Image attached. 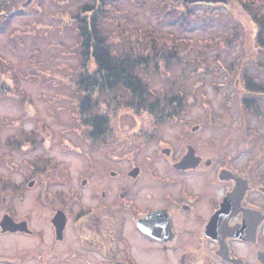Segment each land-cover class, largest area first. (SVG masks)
<instances>
[{"label": "flooded vegetation", "instance_id": "1", "mask_svg": "<svg viewBox=\"0 0 264 264\" xmlns=\"http://www.w3.org/2000/svg\"><path fill=\"white\" fill-rule=\"evenodd\" d=\"M241 1L264 16V0ZM255 83L242 80L236 119L182 109L111 139L78 184L13 186L8 199L1 188L0 264H264L262 111L245 97L264 95Z\"/></svg>", "mask_w": 264, "mask_h": 264}, {"label": "rangeland", "instance_id": "2", "mask_svg": "<svg viewBox=\"0 0 264 264\" xmlns=\"http://www.w3.org/2000/svg\"><path fill=\"white\" fill-rule=\"evenodd\" d=\"M8 1H4L7 5L0 18L1 23L13 13L0 33V193L7 188L6 199L13 186L78 184L84 165L106 156L111 139L138 130L143 122L177 120L170 112L179 106L175 102L182 103L178 111L187 109V117L197 114L205 119L211 110L228 122L229 115L234 119L239 115L242 80L251 78L264 86V47L256 40L253 12L244 13L241 0H234L231 8L221 2L190 4L193 15L186 16L184 28L178 18L153 11L156 0H104L106 8L101 10L105 9L108 18L100 19V25L114 38V48L129 44V39L137 45V30L154 26L180 37L179 57L168 65L159 60L156 66L151 63L141 70L154 90L153 98H165L162 105L130 108L126 90L88 89L84 94L97 100L96 111L106 119L104 133L95 137L90 133L93 126L84 121L94 111L78 112L82 96L76 85L80 41L75 14L80 10V16L89 17L80 8L87 2H100ZM167 2L176 11L185 9L178 0ZM119 35L123 39L115 41ZM88 67L90 71L94 68L92 60ZM245 97L260 105L262 117L254 119L261 121L258 130L264 140V95L247 93ZM150 108L162 114L151 113ZM170 126L163 125V131ZM243 141L248 146L253 140L247 136ZM32 179L34 186L29 187Z\"/></svg>", "mask_w": 264, "mask_h": 264}, {"label": "trees", "instance_id": "3", "mask_svg": "<svg viewBox=\"0 0 264 264\" xmlns=\"http://www.w3.org/2000/svg\"><path fill=\"white\" fill-rule=\"evenodd\" d=\"M4 1L0 0V18L3 17L5 7L7 2H9L8 0L7 2ZM98 1L100 4L87 2L80 8L84 12L90 13L89 17L80 16L78 13L80 10L75 14L77 36L80 41V69L77 72L78 79L76 85L82 96L81 102L78 104V112L80 115H83L85 110L94 111L95 114L84 121L88 123L87 125L93 126L91 131L95 137L101 136L104 133L106 119L105 116L100 115L96 111L97 100H91L90 96L84 93L88 89L94 88H98L100 91H112L120 88L129 93L130 98L127 101V106L130 108L143 109L147 106L162 105L165 98L155 96L153 98L154 90L147 85V82L143 78L144 76L141 74V70L151 65V63L156 66L159 60L164 61L166 65L171 61H175L179 57L178 40H180V37H176L172 31H165L150 26L146 29L137 30V45H134L132 40L129 39V44L125 43L120 48H114V38L109 37L100 25V19L108 18L106 11H104L105 9L101 10V8H106L105 1ZM178 1L185 9L176 11L174 6L167 2V0H156L153 11L164 16L178 18L181 28H184L186 26V16H192L193 12L188 7L189 3H185L182 0ZM107 5L108 7L110 6L109 4ZM174 9L176 11L175 16L172 13ZM12 14L4 16V20L0 23V33L5 31ZM252 19L257 25L264 26V16H256V13L253 12ZM262 32L263 30L257 32L258 39L256 40L261 47H264ZM119 37L121 38L115 39V41L123 39L121 35ZM181 43L184 44V42ZM91 60L94 68L90 71L88 61ZM248 88L264 90L263 86L256 83ZM150 97L153 98L152 102L150 101ZM175 103L177 105L182 104L180 101ZM149 111L151 113L156 112L159 115L162 114L158 108H150ZM170 112L177 114L179 111L178 108H174ZM20 143L21 141L17 142V145H20Z\"/></svg>", "mask_w": 264, "mask_h": 264}, {"label": "water", "instance_id": "4", "mask_svg": "<svg viewBox=\"0 0 264 264\" xmlns=\"http://www.w3.org/2000/svg\"><path fill=\"white\" fill-rule=\"evenodd\" d=\"M185 3H196V2H206V3H217V2H221V3H226L227 0H182ZM34 181H30L29 185H32Z\"/></svg>", "mask_w": 264, "mask_h": 264}]
</instances>
